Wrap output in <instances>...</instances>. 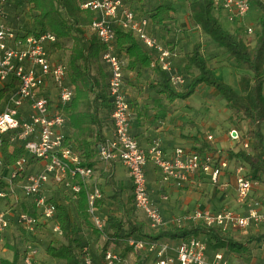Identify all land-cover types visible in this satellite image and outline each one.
Here are the masks:
<instances>
[{"label": "built area", "instance_id": "built-area-1", "mask_svg": "<svg viewBox=\"0 0 264 264\" xmlns=\"http://www.w3.org/2000/svg\"><path fill=\"white\" fill-rule=\"evenodd\" d=\"M16 0H0V85L10 79L16 80L15 87L0 101V179L6 185L0 189V199L18 201L17 186L23 195L34 197L33 211L19 210L12 214L9 209L0 208V264L5 258L4 240L6 232L14 223L24 233H32L40 221L50 222L55 232L61 229L55 223V205L48 201L41 190L53 185L67 191L71 200H76L84 190L86 211L100 237L106 240L104 219L99 213L97 200L102 197L99 180L93 166L84 164L70 146L64 144L68 129V116L59 106L68 104L73 96V86L69 84L67 60L59 56V39L51 31L27 33L20 24L21 15L15 9ZM79 6L94 12L91 30L104 44L102 61L108 66L107 90L112 110L110 118L113 135L105 143L95 146L97 158L102 163L120 162L131 182L133 205L144 215L150 228L162 226H184L202 222L224 230L247 234L252 228L264 225V193L254 197V189L259 182L249 176L242 164L233 166L229 152L219 149L199 152L183 147H175L167 156L160 143L152 141L148 149H143L130 132L131 107L123 88L122 59L115 53L114 39L117 29L129 31L144 46L156 53L155 60L166 71L175 86L184 83L181 75L172 74L170 58L174 52L163 45L148 31L149 19L137 17L134 10L122 0H84ZM251 0H213V9L223 13L228 19H242L249 11ZM14 14H10L11 10ZM29 29V28H28ZM251 26L246 28L252 34ZM154 62L152 63V65ZM229 138L239 139L236 129L229 130ZM5 138L10 147L22 146L26 155L13 165L2 162L1 144ZM212 140L211 135L206 141ZM249 147V141L241 144ZM40 164L38 170L28 172L24 179L14 183L13 177H21L32 161ZM153 165L157 172L160 187L202 189L204 182L226 190L228 183L221 181L226 175L232 176V189L235 202L242 211L227 207L193 208L184 210L179 216L167 222L160 207L153 200L148 188L146 165ZM11 171L10 179L3 172ZM162 200L168 195L161 194ZM62 235V234H61ZM115 251L107 246L100 252V262L96 263L84 244L80 252L81 264H253L249 258H230L220 251L212 255L200 238L187 240L149 241L141 237H128ZM128 248V253L121 251ZM35 249L30 243L24 247L22 264H33ZM140 260V261H139ZM264 263V258H263Z\"/></svg>", "mask_w": 264, "mask_h": 264}, {"label": "trees", "instance_id": "trees-1", "mask_svg": "<svg viewBox=\"0 0 264 264\" xmlns=\"http://www.w3.org/2000/svg\"><path fill=\"white\" fill-rule=\"evenodd\" d=\"M80 1L16 0L15 9L20 6V10L24 6L27 7L25 16L33 24V27L25 29L27 33L51 31L59 42L71 41L68 53L66 51L64 53L67 54V75L69 84L74 85V96L68 104L58 108L68 116L64 144L76 151L84 164L93 166L99 183L101 182L106 189L108 187L105 192L101 190L102 197L97 200V206H105L107 210L104 217L102 216L106 236L102 250H105L110 242L121 246L128 237H141L149 241L187 240L195 237L204 238L209 255L220 251L230 258H249L250 244L256 240L264 242V232L258 231L242 237L237 232L202 222L152 229L143 218H138L132 195L124 196L125 188L115 177L116 162L102 163L98 160L95 146L98 143H105L107 139L102 115L111 113L112 105L107 90L108 73L99 62L104 44L91 30L94 12L81 8ZM251 1L261 10L260 32L253 43L237 32L221 28L218 17L214 14L213 0H190L188 3L189 25L199 27L217 46L224 48L229 60L234 61V66L239 71L238 90L214 78L212 68L202 53L200 42L194 43L190 51L185 53L184 70L191 78L184 89H179L172 83L169 74L147 54L144 45L131 32L116 30L114 50L120 58L119 53L127 55L129 68L136 65L148 67L154 62L152 68L161 77L157 84L160 87L159 92L170 102L175 99H187L201 84L214 88L225 100L228 112L226 122L241 129L237 131L239 139L236 144L241 145L246 140L250 141L247 149L241 146L238 149L226 150L230 158L241 160V164H247L251 171H256L253 177L257 179L260 173H264V2ZM174 17V6L161 2L151 10L148 18L153 24L160 25L170 22ZM60 46L58 43L57 47ZM171 49L173 50V47ZM15 85V79L0 85V101ZM191 139L195 144L194 150L203 152L215 149L210 141L199 140L197 136ZM25 153L22 146L10 147L3 138L1 156L4 165H13ZM19 179L20 177L16 176L12 181L17 183ZM5 185L6 183L0 179V189ZM48 201L55 205V223L61 229L63 241L58 244L49 243L45 247V253L61 260L63 264H81L80 252L84 243L77 236L76 223L71 219L64 204L51 198H48ZM71 202L77 217L84 221V226L100 235L87 214L84 190L79 193L78 199ZM12 250V258H4L2 264H18L19 252L15 247H12ZM128 252V248H124L121 254L126 255Z\"/></svg>", "mask_w": 264, "mask_h": 264}, {"label": "rangeland", "instance_id": "rangeland-1", "mask_svg": "<svg viewBox=\"0 0 264 264\" xmlns=\"http://www.w3.org/2000/svg\"><path fill=\"white\" fill-rule=\"evenodd\" d=\"M131 1H133V5L130 6H132V9L135 11V13L140 17H146V18L149 17L151 10L157 4L161 2L171 3L175 8L174 19L171 20L170 22H166L160 25L153 24L152 35L156 37L157 40L160 39L162 41H165L166 37L167 38L171 37L173 39L180 38L181 40H184L185 39L184 34H187L189 38L190 47H192L194 43L200 42L199 39H201L202 43L201 42L200 43L202 45L204 44L203 45L204 47H202V52L207 58L208 64L212 68V73L214 78L220 82L229 85L234 90H238V75H237L238 72H236L235 70L236 68L233 62L227 58V53L225 52L224 48L217 46L215 42L199 27H194L189 25L187 15H188V3L190 0H131ZM262 1L264 2V0ZM127 3L129 2L127 1ZM20 8H18L16 11L18 12ZM26 10L27 7L24 6L22 10L19 11V15H21V21H22L20 26L22 27V29H28L30 26L33 27V24H31L30 21L25 16ZM13 12L14 10H11L10 14H12ZM260 13H261L260 8H258L253 1H251V6L249 11L246 13V15L242 17V19L237 18L235 20H230L223 13H218L214 11V14L218 17L220 26L223 30L237 32L242 37L247 38V40L251 43L254 42L255 38L260 32V27H261L259 21ZM248 26H251L254 29L252 34L246 33V28ZM60 45H61L59 47L61 49L60 54L65 55L69 51L68 48L71 45V41L65 42L64 40H62V42L60 41ZM168 45H171V43H168ZM172 47L174 50H176L174 46ZM64 51H66V53H64ZM119 54L121 55V57H123V53H119ZM99 62L100 64L104 65L101 58L99 59ZM124 71L126 74V80L124 83V92L127 100L131 105L132 113L135 112L136 110H138L140 112V115L142 116H146L147 114L152 113L151 112L152 107H154L153 101L154 99L157 98L159 99L161 95L157 89H154L152 87L154 83L160 80L161 78L160 74L154 72L152 68L148 70L147 69L143 70L140 68L130 70L129 67H125ZM171 73L174 75L175 74L181 75L183 77L184 83L178 86V88L184 89L186 85L189 83L191 78L187 74V72H185L184 67L181 70H179V72H173V69H171ZM70 84L74 88V85L72 83ZM208 89H212V87L201 84L196 88L195 92L190 97H188L185 100L179 99V104L184 105L181 110V113L183 114L181 115L183 116L185 113L186 114L191 113L199 123L208 122L212 126H215V127H211L212 129L210 133L211 136L214 138L223 137V133L228 135L229 130L233 128L239 132L241 130L240 127L232 126L228 122H226V120H225L226 126H224V122L222 121V115H224L226 112L225 100L219 94L218 96L209 94ZM1 107L2 104H0V108ZM219 128L221 129V131L219 130ZM229 139L233 141L231 138ZM223 142L224 141L222 140V143ZM219 143L220 141L218 142V144ZM233 147H231L230 149H238L241 147V145L239 143L236 144L235 141V145ZM25 155L26 158H29L28 154ZM241 163H242L241 160L233 159V166L239 165ZM242 165L244 166L245 171L248 170L247 174L250 176L251 170L249 169V166L247 164L246 165L242 164ZM39 167L40 164H38L37 161L33 160L27 166V170L23 172V175L20 177L21 181L24 179L26 173L38 170ZM10 173L11 171L3 172V176L5 177V179L7 180L10 179ZM116 173L118 175L122 174V169L119 165H117ZM154 173L155 172L153 171V175H155ZM256 180H258L260 184H264V173H260ZM147 181L149 186L155 183L154 178L149 177V179L147 178ZM99 187L103 192L107 191V189L104 187V185L101 182L99 183ZM227 188L226 190L223 191L215 187L214 188L215 191L226 193L227 198L224 202H220L217 198H215L213 199V202L215 203L217 208H222L223 206H225L232 210H238L237 207L239 206L235 202L234 195L231 194L232 188L231 187H229L228 189ZM16 190L18 193V201L11 202L9 199L8 200L0 199V208L1 209L7 208L10 210L12 214H15V212L21 210L22 208L30 212L33 211L34 197L23 195L22 190L18 186ZM41 191H42L41 194H43L46 198H51L65 205L67 211L70 214L71 219L77 225L78 238L82 241V243L89 246V251L93 256L95 254H99L102 250L104 239H102L100 235H97L95 232H93V230H91L90 228L84 226V221H82L80 218L77 217L74 205L71 202L67 194V191L60 187H54L53 185H47V184L43 186ZM228 194H231L232 196ZM194 206H195V200L191 202L189 208H193ZM98 211L103 217L107 212L105 206H100ZM137 213H138L137 214L138 218H143V215H141L142 214L141 211L137 210ZM261 226L262 227L259 228L258 231L264 232V225ZM247 232L248 233L245 234L243 237H247L251 234H254L256 231L248 230ZM201 240L204 242V238H201ZM62 241H63L62 235L53 230L52 224L50 222L40 221L37 227L34 229V232L28 234L22 232L13 223L9 232L6 233V237L4 240L5 244H4L3 255L5 256V258L9 257V259H11L12 251H13L12 247H15L16 250L19 252L18 264H22V254L24 247L27 243H30L35 249L33 264H63L61 260L52 258L45 253V247L49 243L58 244ZM108 247H110L115 251H118L121 248L119 245L114 244L112 242L108 244ZM263 247H264V243L262 240H256L250 244L249 254L253 255L252 257L254 258L255 261V262L253 261V264H264ZM250 258L247 260H250ZM127 264H136V262L131 259L127 262Z\"/></svg>", "mask_w": 264, "mask_h": 264}, {"label": "crops", "instance_id": "crops-1", "mask_svg": "<svg viewBox=\"0 0 264 264\" xmlns=\"http://www.w3.org/2000/svg\"><path fill=\"white\" fill-rule=\"evenodd\" d=\"M81 1H84V0H81ZM122 1L127 6L133 5V1L131 0H122ZM127 1L129 3H127ZM130 7L132 8V6ZM137 17H140V16L137 15ZM147 29L149 32L152 33L153 23L151 22L150 19H149ZM184 38H185L184 40H181L180 38L173 39L171 37L170 38L166 37L165 41H162L159 39L163 45L166 46L168 45V43H171V45H168V46H171V47L174 46L176 49V50L173 49L174 54L170 58V67L171 69H173V72H179V70H181L184 67L185 53L190 51L191 49L187 34H184ZM199 41L201 42V39H199ZM203 45L202 47H204ZM144 47H145L147 54L150 57H153L155 59V52L147 48L146 46ZM58 54L60 57L64 55V54L61 55L60 52H58ZM64 57H65V60H67V54H65ZM123 57H121V59L124 63V68H125L127 67L128 57L125 54H123ZM230 61H232L234 64L233 60H230ZM103 64L104 65L102 64L101 65L104 66L105 71L106 69L108 71L107 64H105L104 62ZM124 68H123V88H124V83L126 80V74H125ZM137 68L148 70L152 68V65L148 67H140L139 65H136L134 68H129V69L134 70ZM152 70L154 72H157L153 68ZM235 70L236 72L239 73L237 69ZM158 82L154 83L152 88L157 89L159 91L160 87L159 85H157ZM208 93L211 95L218 96L217 91L213 88L208 89ZM263 93H264V86H263ZM160 94L161 95L159 99L158 98L154 99L153 101L154 107H152V111H151L152 113L147 114L146 115L147 118L146 116L140 115V112L138 110L132 113V108H131V117L129 121L130 132L133 135V137L137 140L138 144L143 149L146 150L148 149L151 142L156 140L160 143L165 155L169 156L173 152L174 148L178 146L183 147L184 149H192L195 146V144L193 143V139L191 138L194 136H197L199 140L206 141V136L211 135L210 134L211 129H212L211 127H215V126H212L208 122L199 123L191 113H188V114L185 113L182 116L181 114L183 113H181V110L184 105L179 104V99H175L174 101L170 102L164 97L162 93ZM227 115H228V112L226 110L225 114L222 115V121L224 122V126H226L225 119L227 118ZM102 116H103V122H104L103 124H104L105 136L107 138H111L113 135V125H112V120L110 118V113H108L107 115L103 114ZM219 130L221 131L220 128ZM222 140L224 141L223 143H222ZM219 141L220 143L218 144ZM211 142L214 144V147L219 150H225L235 145V141H231L228 135L224 133H223V137H219V138L212 137ZM117 165L121 167L122 174L118 175L115 169V177L117 181L123 184L125 188L124 196L127 197L131 195L130 178L128 177V174L124 166L120 162H116L115 168H117ZM153 171L155 172L154 173L155 175H153ZM250 173H251L250 176H253L257 172L251 171ZM146 174H147L148 179L149 177L155 179V183H153L150 186L148 184V188H149L151 197L160 207L161 213L167 222H170L174 217L179 216L186 209H193V208L218 209L215 203L213 202V199L217 198L220 202H224L227 198L226 193L215 191L214 187L208 183H204L202 189H197L195 187H192V188L191 187H184V188L163 187L162 188L158 184L157 172L155 171V169L153 168V165L150 162L146 165ZM221 181L227 182L229 185L228 188L229 187L232 188V176L230 174L226 175L225 177H222ZM263 193H264V184L259 183L258 186L254 189L253 196L260 197L263 195ZM161 194L168 195V199L162 200L160 197ZM231 194H233V189H232ZM231 194H228V195H231ZM193 200H195V206L193 208H189V205L191 204ZM237 208H238V211H242V207L239 206ZM136 213H137V210H136ZM141 215H143V213ZM143 219H144V215H143ZM259 228H252L251 230L258 232ZM7 232H9V230ZM250 256H251L252 261H254V258L252 257L253 255L251 254ZM7 258L9 259V257ZM94 258H95L96 263H99L100 253L95 254Z\"/></svg>", "mask_w": 264, "mask_h": 264}]
</instances>
